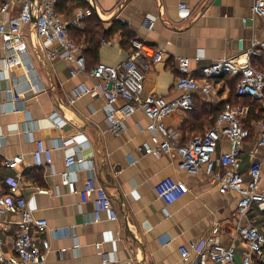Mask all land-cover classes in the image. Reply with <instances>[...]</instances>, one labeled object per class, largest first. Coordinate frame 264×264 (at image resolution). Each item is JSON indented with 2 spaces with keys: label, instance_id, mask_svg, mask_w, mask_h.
<instances>
[{
  "label": "crops",
  "instance_id": "1",
  "mask_svg": "<svg viewBox=\"0 0 264 264\" xmlns=\"http://www.w3.org/2000/svg\"><path fill=\"white\" fill-rule=\"evenodd\" d=\"M23 1L0 0V6L11 4L9 16H17ZM94 1L102 16L106 42L100 39L96 51L82 34L96 14L79 26L74 24L79 10L91 8L87 0H59L58 11L68 23L69 35L86 56L88 68L97 63L118 65L128 57L132 39L163 51L162 61L149 64L145 96L171 100L181 95L176 88L179 58H189L192 76L203 80L201 69L239 55L241 40L246 50L264 38V18L251 12L254 0ZM182 2L188 5L187 12L180 10ZM4 19L0 13V22ZM146 19L154 21L152 30L144 26ZM114 24L119 29L111 33ZM24 42L29 65L6 68L7 53L0 37V183L5 188L8 182H18L19 194L26 198L33 217L47 220L49 228L42 238L50 241L51 251L46 264H194L197 253L191 252L184 259L180 248L205 240L215 226L221 229L220 242L234 246L238 260L247 253L246 243L236 234L235 195L221 193L204 172L192 175L180 170L175 153L148 154L145 148L157 145L151 122L142 112L126 120L123 132L113 134L104 96L91 92L74 100L80 86L93 87L95 81L82 73L72 76L76 69L72 62L60 58L49 61L46 52L53 45L39 38L33 25ZM257 64L264 68L263 59ZM237 78H215L214 93L195 92L194 111L177 110L165 120L180 134L182 143L212 127L223 104L242 100L235 94ZM11 89L15 97L21 96L17 103ZM252 130L255 133L254 127ZM68 139L73 142L67 148L77 152L78 162L72 170L78 192L90 177L96 179L110 194L118 220L111 221L104 214L103 220L95 223L93 202H83L79 193L70 194L61 186L66 156L60 146ZM38 140L54 148L50 164L36 165ZM255 142L253 135L242 153L241 171L246 182ZM220 148L228 151L229 143L223 142ZM18 156L24 159L19 169L3 165L4 160ZM257 157L264 159V150ZM166 178L179 180L188 189L169 206L155 190ZM20 220L18 214L0 215V251H13ZM242 223L263 230L264 212L254 206ZM36 245L43 249L41 240H36Z\"/></svg>",
  "mask_w": 264,
  "mask_h": 264
},
{
  "label": "built area",
  "instance_id": "2",
  "mask_svg": "<svg viewBox=\"0 0 264 264\" xmlns=\"http://www.w3.org/2000/svg\"><path fill=\"white\" fill-rule=\"evenodd\" d=\"M58 3L59 0H38L35 5L36 20L33 19L32 0L22 2L21 11L17 16H9L11 4L0 6V13L5 16L0 22V37L7 53L6 68L29 65L24 35L33 25L37 36L53 45L46 52L49 61L60 58L72 62L76 65L72 76L82 73L95 81L93 87L80 86L74 92V100L91 92L104 96L107 100L105 112L113 134L123 132L126 120L137 112H142L151 122L153 142L157 145V148L146 147L148 154L160 156L175 153L179 158L180 170L192 175L204 172L210 184L217 187L221 193L237 197L238 205L234 213L237 220L236 234L246 243L247 253L238 260L234 246L226 247L220 242L221 229L215 226L205 240L182 246V257L187 259L191 252H196L198 258L194 264H255L256 261L264 264V229L251 223H242L254 206L264 212V159L257 157L259 152L264 150V119L253 124L256 142L250 153L252 164L247 172L248 182L241 171L244 145L252 136V130L243 124L249 115L247 106L226 102L214 125L187 143H182L180 134L165 122L177 110L192 112L195 108V92L206 95L214 93L213 80L223 75L238 76L236 95L240 98L251 97L264 108V68L257 67L258 60H264V38L253 42L252 47L246 50L241 40L239 55L201 69L203 80L192 76L189 58H179L177 66L180 76L176 88L181 95L168 100L158 95H144L149 64L162 61L163 51H156L151 45L139 39H132L128 57L124 61L116 66L99 63L89 71L79 46L69 35L68 23L58 11ZM91 8L79 10L74 24L79 26L94 15L95 12ZM179 8L183 12L188 11L185 2L180 3ZM251 12L254 16L264 18V0H254ZM144 26L152 30L154 21L146 19ZM105 42L103 39V43ZM10 93L14 103L21 99V96L15 97L14 90L11 89ZM72 142L73 140L68 139L60 146L66 156V169L60 174L61 186L66 187L70 194L79 193L83 202H93L95 223L101 222L104 214H108L111 221L118 220L110 194L96 179L90 177L78 192L72 170V166L78 162L77 152L67 148ZM223 142L229 143L228 151L220 150ZM53 152L54 148L38 140L34 152L36 165L50 164ZM23 160L22 156H18L4 160L3 165L8 169H19ZM155 190L158 198L168 206L188 192L186 185L174 178L162 180ZM19 193L18 182H8L5 188L0 183V215L18 214L21 217L13 251H0V264H46L51 243L42 236L48 231L49 224L47 220L33 217L26 198ZM2 228L0 223V231ZM36 240L43 242V249L36 245Z\"/></svg>",
  "mask_w": 264,
  "mask_h": 264
},
{
  "label": "trees",
  "instance_id": "3",
  "mask_svg": "<svg viewBox=\"0 0 264 264\" xmlns=\"http://www.w3.org/2000/svg\"><path fill=\"white\" fill-rule=\"evenodd\" d=\"M58 10H59V3H58ZM94 15H92V16H94ZM118 29H119V26L117 24H114V27L112 28L111 33H113L114 31H117ZM82 34L87 35V38L91 42L90 43L91 46L94 47V49L97 51L99 49L100 39L104 38V35L106 34L105 31H104V28H103V23L100 20V18L98 16H94V17L90 18L89 21L85 24V28L82 31ZM82 55L85 57L86 64H87L86 56L83 53H82ZM98 64L99 63H97L96 65H98ZM95 66H93L91 68L87 67V70L90 71ZM257 67H259V69H263L262 67L259 66V64H257ZM236 80H237V82H236V87H237L239 78H237ZM235 94H236V90H235ZM238 98H240V97H238ZM233 104H238V105H241V106H247L249 108L248 119L246 121H244L243 124L247 128H249L251 130H252L253 123L261 121V120L264 119V108L262 107L260 102L252 99L251 97H244V98H242V100L236 101V103H233ZM195 107H196V101H195ZM223 107H224V104H223L222 108H220V110H219L217 116L215 117L214 121L219 116V114L222 111ZM194 110H195V108H194ZM251 133H252V136H253L254 135L253 134L254 133L253 130L251 131ZM258 264H260V263L258 262Z\"/></svg>",
  "mask_w": 264,
  "mask_h": 264
},
{
  "label": "water",
  "instance_id": "4",
  "mask_svg": "<svg viewBox=\"0 0 264 264\" xmlns=\"http://www.w3.org/2000/svg\"><path fill=\"white\" fill-rule=\"evenodd\" d=\"M90 4V6L92 7V9L94 10L95 14L101 19L102 16L100 15V13L98 12L97 10V7H96V3L94 0H87ZM38 3V0H32V4H33V19L36 20L37 18V14H36V8H35V5ZM142 264V263H140Z\"/></svg>",
  "mask_w": 264,
  "mask_h": 264
}]
</instances>
